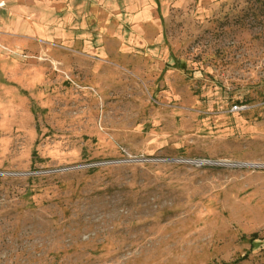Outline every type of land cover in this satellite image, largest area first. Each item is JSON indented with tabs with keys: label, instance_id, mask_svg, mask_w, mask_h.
Masks as SVG:
<instances>
[{
	"label": "rangeland",
	"instance_id": "obj_1",
	"mask_svg": "<svg viewBox=\"0 0 264 264\" xmlns=\"http://www.w3.org/2000/svg\"><path fill=\"white\" fill-rule=\"evenodd\" d=\"M0 264H264V0H7Z\"/></svg>",
	"mask_w": 264,
	"mask_h": 264
},
{
	"label": "crops",
	"instance_id": "obj_2",
	"mask_svg": "<svg viewBox=\"0 0 264 264\" xmlns=\"http://www.w3.org/2000/svg\"><path fill=\"white\" fill-rule=\"evenodd\" d=\"M14 1H16V0H14ZM6 2H7V0L6 1H4V0H0V3H4V7L3 8H1L0 10H2V9H4L5 8V4H6ZM18 22V21H17ZM22 22L23 21H21V23H19V24H22ZM20 27H21V25H19ZM25 26V25H24ZM18 27V26H17ZM27 29V28H26Z\"/></svg>",
	"mask_w": 264,
	"mask_h": 264
},
{
	"label": "built area",
	"instance_id": "obj_3",
	"mask_svg": "<svg viewBox=\"0 0 264 264\" xmlns=\"http://www.w3.org/2000/svg\"><path fill=\"white\" fill-rule=\"evenodd\" d=\"M4 7V3H0V9ZM238 107H235V110H238Z\"/></svg>",
	"mask_w": 264,
	"mask_h": 264
},
{
	"label": "trees",
	"instance_id": "obj_4",
	"mask_svg": "<svg viewBox=\"0 0 264 264\" xmlns=\"http://www.w3.org/2000/svg\"><path fill=\"white\" fill-rule=\"evenodd\" d=\"M34 154H35V153H34ZM93 170H95V169H93ZM93 170H92V171H93Z\"/></svg>",
	"mask_w": 264,
	"mask_h": 264
},
{
	"label": "bare ground",
	"instance_id": "obj_5",
	"mask_svg": "<svg viewBox=\"0 0 264 264\" xmlns=\"http://www.w3.org/2000/svg\"><path fill=\"white\" fill-rule=\"evenodd\" d=\"M238 166V165H237ZM242 166V165H241Z\"/></svg>",
	"mask_w": 264,
	"mask_h": 264
}]
</instances>
